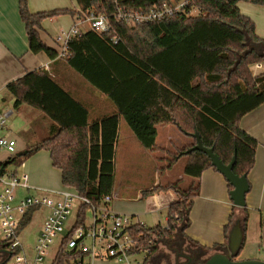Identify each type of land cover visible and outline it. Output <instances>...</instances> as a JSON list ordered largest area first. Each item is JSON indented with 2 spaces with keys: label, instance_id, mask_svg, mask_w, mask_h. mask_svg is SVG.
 Here are the masks:
<instances>
[{
  "label": "trees",
  "instance_id": "obj_1",
  "mask_svg": "<svg viewBox=\"0 0 264 264\" xmlns=\"http://www.w3.org/2000/svg\"><path fill=\"white\" fill-rule=\"evenodd\" d=\"M76 1L83 13L107 15L112 26L110 32H84L69 44V56L57 59L58 50L41 38L42 22L62 14L76 19L80 12L66 9L33 14L27 0H19L29 51L62 60L60 63L103 94L115 113L91 120L89 106L66 90L53 70L42 68L27 72L10 82L6 92L14 100V108L27 105L38 109L53 124L45 139L24 152L10 155L0 165V177L17 174L37 152L48 151L52 165L62 172L63 185L73 188L88 201L80 206L77 215L78 225L83 224L88 211L101 205L114 191L121 119L151 152L162 151L157 145L158 128L174 126L191 138L192 143L172 153L165 169H171L186 157L184 174L192 182L187 188L182 180L159 182L144 193L145 197L161 191L178 194L179 200L168 209V229L161 225L147 228L140 223L131 227L136 237L142 236V247L155 252L158 240L171 236L177 226L185 235L191 226L190 213L199 196L200 179L208 169L217 171L206 154L187 153L196 145L195 134L226 165L236 153L233 170L236 175L248 176L254 169L259 142L240 127V122L264 104V72L255 75L252 71L255 64L264 62V54L247 52L249 40L253 43H264V40L257 36L251 18L242 14L239 2L243 0ZM183 1L186 6L181 12L161 22L127 26L114 18L118 9L146 12ZM244 1L264 5V0ZM195 10L198 14L194 15ZM116 34L120 38L118 43L113 41ZM10 165L15 166L14 171L7 170ZM228 188L233 189L229 183ZM38 209L27 212L21 231ZM242 212L243 242L234 260L245 245L249 213L247 208ZM233 218L234 213L224 228L228 241ZM185 238L200 246L197 241ZM152 239L156 242L150 245ZM216 247L203 248L214 251Z\"/></svg>",
  "mask_w": 264,
  "mask_h": 264
},
{
  "label": "crops",
  "instance_id": "obj_2",
  "mask_svg": "<svg viewBox=\"0 0 264 264\" xmlns=\"http://www.w3.org/2000/svg\"><path fill=\"white\" fill-rule=\"evenodd\" d=\"M27 2L29 10L33 14L53 10H77L79 8L76 0H27ZM75 21L76 19L70 14H62L44 20L41 30L42 40L48 46L58 50V45L54 41L55 36L62 30H69ZM60 61L62 60H52L45 53L33 54L29 51L26 27L19 12V0H0V117L5 114L8 115L5 127L0 128V138L7 137L14 139L17 142L18 153L24 152L31 145L45 139L53 124L50 119L38 109H33V107L30 106L26 107L27 105L14 108V100L7 94V85L23 77L27 72L42 68L48 71L53 70L55 78L63 84L64 88L72 92L77 99L81 98L83 102L89 106L90 113L94 118L115 113L114 107L106 100L103 94L87 85L79 75L65 64L60 63ZM261 65L262 70L256 74L264 72V65L262 63ZM252 71L255 73L254 68H252ZM26 113L27 117L25 116ZM24 117H26V120ZM123 120L124 119H121L120 122L116 156L117 151L121 147L125 152L131 153L139 149V144H141L129 127V130L122 127ZM35 121H41L42 125L34 127L33 123ZM160 127L158 128V138L163 136L172 144L174 140L173 136L179 137V142L173 144L174 149L178 150L192 143L191 138L178 129H173L174 126ZM240 127L259 142L256 151V164L248 175L251 190L247 195L246 208L249 213V220L245 245L243 251L236 258V260H250L259 259L263 245L264 104L244 116L241 119ZM29 130H31V132L28 133ZM157 145L162 150L167 149L164 144L160 146L157 143ZM142 148L144 147L142 146ZM187 160L186 157H183L175 165H180L183 162L182 164H184L185 167ZM5 161L6 160L0 161V165ZM173 167L168 170H172ZM21 170L22 174H27L29 177V188L21 189L23 192L18 196L20 199L27 196H56L58 195L56 194L57 192L64 189L62 172L52 165L50 153L46 150H41L29 158L22 165ZM155 175L158 177L157 181L145 190L138 189L129 191L125 188L118 187L115 183V188L112 193L114 200L111 203L112 206H110V209L119 214H126L135 218L137 215L140 216L143 214V206L140 202H145L147 206L146 212L148 214H156L163 211L167 212V216L164 218L165 223L161 224V226L168 229V209L171 204L179 200V196L173 191H161L145 197L144 193L151 191L153 187L160 182L158 172H156ZM179 180L183 181L182 184L184 187L192 182V179L185 175H181ZM200 190L201 195L199 197L197 196L192 210V226L185 232V236L197 241L200 244V246H197V250L202 251L204 257H207L208 253H206V251L210 250H206L203 247L212 248L216 245L217 247L215 250L211 252L213 254L219 249L228 246L229 241L225 239L224 228L228 224L232 214L228 206H235L230 199L228 183L223 179L222 174L220 175V173L214 169H208L203 173L200 179ZM201 205L206 208L204 213H216L217 217L216 219H214V217L210 218V220L203 224L201 231H196L194 213L197 206L201 207ZM239 212L242 214L243 218L242 209L239 208ZM137 220L133 221V223L142 224L140 218H137ZM178 228L179 226L175 228L174 232L178 231ZM163 240L164 239L158 240V246Z\"/></svg>",
  "mask_w": 264,
  "mask_h": 264
},
{
  "label": "built area",
  "instance_id": "obj_3",
  "mask_svg": "<svg viewBox=\"0 0 264 264\" xmlns=\"http://www.w3.org/2000/svg\"><path fill=\"white\" fill-rule=\"evenodd\" d=\"M186 6V1L152 8L146 12L128 11L118 9L114 15L115 21L127 26H138L154 22H161L181 12ZM80 15L69 30H62L55 36L58 45V58L66 59L69 56V44L84 32L94 30L98 33H108L112 29L107 15H98L94 12L83 13L78 8ZM83 26L88 30L84 31ZM114 43L120 41L119 36H113ZM254 74L262 70L261 63L253 66ZM8 115L0 117V128L5 127ZM17 142L7 137L0 138V151H7L10 155L16 154ZM4 185L0 191V218L5 234L4 242L10 250V258L6 264H96L97 262H115L117 264H151L154 252L151 248H143L140 242L142 236H135L131 227L135 225L131 216L119 214L110 209L114 200L113 195L104 198L99 206L92 207L93 223H75L71 228H66V222L72 213L73 204L79 201L88 203L76 190L65 187L57 192L62 199L54 196H27L18 198L17 189L29 188L27 174H7L0 177ZM57 196V195H56ZM157 206V205H155ZM34 208L49 210L42 232L31 254H28L20 240L22 231L20 226L24 222L27 212ZM80 208V207H79ZM79 211V210H78ZM78 215V212H77ZM138 224V223H137ZM59 246L49 259L56 239ZM156 242L150 241V245ZM64 252L61 255V252ZM141 256L143 257L142 259ZM140 257V258H139Z\"/></svg>",
  "mask_w": 264,
  "mask_h": 264
},
{
  "label": "rangeland",
  "instance_id": "obj_4",
  "mask_svg": "<svg viewBox=\"0 0 264 264\" xmlns=\"http://www.w3.org/2000/svg\"><path fill=\"white\" fill-rule=\"evenodd\" d=\"M239 8L245 16H248L251 18V20L255 23L256 26V34L259 38L264 40V5L261 4H255L249 1H240L239 2ZM193 14H198V11L195 10ZM83 30L86 31L88 30L87 26H83ZM253 45L251 42H249L248 47L250 48ZM256 47V46H255ZM257 48V47H256ZM259 54L264 53V46H261L258 48ZM264 65V62H262ZM29 107V106H26ZM34 109V108H33ZM27 117V113L25 115ZM26 117L24 119L26 120ZM91 120H96L93 115H91ZM42 123L41 121H35L33 123V126H41ZM122 127L124 129L129 130L126 122L123 120L122 121ZM161 128V127H160ZM173 129H177L176 127H173ZM32 130V129H31ZM31 130L28 131L31 132ZM173 143L171 144L168 142L163 136H160L157 140V143L162 146L163 144L166 145V150L162 151H155L151 152L149 150H145L142 148L141 144H139V149H136L135 151H132L131 153L125 152L124 149L121 147L117 151V156H116V169H117V180L116 184L118 187L125 188L126 190L129 191H135L138 189H147L150 186L153 185L155 181H157L156 177V172H158V175L160 176V183H167L169 181H178L181 175H185L183 173L184 171V164L180 165H175L172 170L165 169L167 167L170 158L172 157V153L176 152V149H174L173 144H176L179 142V137L173 136ZM167 142V143H166ZM16 153L17 147H16ZM10 156L9 153L5 151H0V161L7 160V158ZM156 169V170H155ZM183 169V170H182ZM8 171H14L15 166L10 165L7 168ZM19 174H22L21 168H19ZM221 175V174H220ZM223 179L226 181L225 177L222 175ZM183 183V181H182ZM184 186V185H183ZM182 186V187H183ZM4 185L0 183V191L3 190ZM187 188V186H186ZM23 192L21 189H17L16 191V196L18 197L20 193ZM201 190L199 191V196L201 195ZM57 199H62L61 196H55ZM198 196V197H199ZM197 198V197H196ZM195 198V202H196ZM142 203V212L143 214L132 218L133 221H136L137 218H140L141 222L143 225H145L147 228H154L156 225H161L164 224V218L167 216V212L163 211L161 213H156V214H148L146 212V204L145 202H140ZM80 202L77 201L73 204L72 207V213L69 216L67 222H66V228H71L73 224L75 223L76 217H77V212L80 207ZM195 205V203H194ZM193 205V208H194ZM112 206V204L110 205ZM192 208V210H193ZM205 206L201 205L197 206L194 216H195V228L196 231H201L203 224H205L210 218L216 219L217 214L216 213H204L205 212ZM228 209L230 210V213H234V227L236 225L241 224L242 221V214L239 212L238 208H234L233 206H228ZM192 210L190 213V219H191V226H192ZM185 214V212H184ZM49 215L48 209L46 208H41L34 212L32 220L29 222V224L25 227V229L22 231L20 235V240L24 245L25 250L27 251L28 254H31L33 252V249L36 245V242L42 232L44 222ZM132 217V216H131ZM138 221V220H137ZM87 225H91L93 223V213L92 210H89L87 213ZM182 223L180 222L179 225ZM190 226V228H191ZM189 228V229H190ZM188 229V230H189ZM179 233V234H178ZM178 236V237H183L185 240V235L181 234L180 227L178 228V231L173 232L171 236ZM181 235V236H180ZM173 236V237H174ZM5 239V234L3 232V227L1 224V218H0V241H4ZM59 239L57 238L55 241V244L53 245V248L51 250V255L49 259H53V255L55 254L58 246H59ZM176 240V238H174ZM186 245L185 248L188 247H194V249H197V246L192 244L190 241L186 240ZM263 244V243H262ZM158 246V243H157ZM263 246V245H262ZM174 249L178 250L176 246H173ZM248 249V248H247ZM263 249V247H262ZM212 251H206L208 253L207 255H211ZM161 254H165L168 257L173 258V253L169 251L164 245L159 244L157 250L154 252V256L158 257ZM207 256V257H208ZM140 258V257H139ZM143 257L141 256L140 259ZM206 258V257H204ZM259 259H264V251L259 255ZM45 264H49L48 262ZM96 264H117L115 262H97Z\"/></svg>",
  "mask_w": 264,
  "mask_h": 264
},
{
  "label": "water",
  "instance_id": "obj_5",
  "mask_svg": "<svg viewBox=\"0 0 264 264\" xmlns=\"http://www.w3.org/2000/svg\"><path fill=\"white\" fill-rule=\"evenodd\" d=\"M251 43L257 48L255 46H251L250 48H248L247 52L256 51L257 53H259L258 48L264 45L263 42ZM194 138L196 139V145L189 149L187 153L199 151L206 154L211 159L212 165L215 167V169L220 174H222L227 180V182L233 187V189L230 191V199L233 205L241 209L246 208L247 195L250 193L251 185L249 183L247 175H243L240 177L236 175L233 171L237 159L236 153L233 156L230 164L226 165L220 160L218 155L214 153L213 149L204 147L201 138L198 134H195ZM181 234L183 235L182 231ZM262 240L264 251V224L262 226ZM242 242L243 231L241 229L240 224L238 223V225L233 227L232 231L230 232L229 243L227 247L219 249L215 253L209 255L208 257L204 258L200 262H197L196 264H264V259L234 260V256L238 253ZM183 258L187 260V262L183 264H190L192 262V258L188 255H183Z\"/></svg>",
  "mask_w": 264,
  "mask_h": 264
},
{
  "label": "flooded vegetation",
  "instance_id": "obj_6",
  "mask_svg": "<svg viewBox=\"0 0 264 264\" xmlns=\"http://www.w3.org/2000/svg\"><path fill=\"white\" fill-rule=\"evenodd\" d=\"M173 236L163 238L164 240L162 242V245L173 253V258L171 259V257L161 254L158 257H152L150 262L151 264H183L187 262V260L183 258V255H188L192 258V262L190 264H196L204 259V253L202 251L194 249V247L185 248L187 243L181 235V237ZM174 238H176V240H174ZM173 246H176L178 250L174 249ZM9 258L10 250L8 245L4 241H0V264H6V261Z\"/></svg>",
  "mask_w": 264,
  "mask_h": 264
}]
</instances>
